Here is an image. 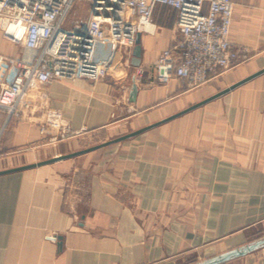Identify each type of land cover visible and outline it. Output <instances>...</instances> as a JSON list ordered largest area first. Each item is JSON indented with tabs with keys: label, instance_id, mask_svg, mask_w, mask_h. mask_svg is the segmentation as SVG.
Returning a JSON list of instances; mask_svg holds the SVG:
<instances>
[{
	"label": "crops",
	"instance_id": "crops-1",
	"mask_svg": "<svg viewBox=\"0 0 264 264\" xmlns=\"http://www.w3.org/2000/svg\"><path fill=\"white\" fill-rule=\"evenodd\" d=\"M233 2L230 39L248 60L194 89L159 83L154 61L179 32L176 10L156 4L138 65L119 56L101 80L43 87L32 119L57 108L69 135L50 139L28 110L0 109V171L71 152L79 133L159 121L214 94L219 76L226 87L263 68L264 0ZM0 53L32 55L1 31ZM133 137L0 173V264H192L264 236V72ZM262 256L261 247L222 263Z\"/></svg>",
	"mask_w": 264,
	"mask_h": 264
},
{
	"label": "built area",
	"instance_id": "built-area-1",
	"mask_svg": "<svg viewBox=\"0 0 264 264\" xmlns=\"http://www.w3.org/2000/svg\"><path fill=\"white\" fill-rule=\"evenodd\" d=\"M75 1L0 0L2 37L32 52L29 57L0 53V109L6 118L28 110V119L36 120L50 139L69 135L70 128L53 107L32 119L43 87L61 78L97 81L109 76L119 56L131 57L136 34L146 29L156 4L176 10L179 32L154 61L159 83L175 78L194 89L250 58L247 47L230 39L233 0H87V19L65 25ZM262 250L264 264V246Z\"/></svg>",
	"mask_w": 264,
	"mask_h": 264
},
{
	"label": "water",
	"instance_id": "water-1",
	"mask_svg": "<svg viewBox=\"0 0 264 264\" xmlns=\"http://www.w3.org/2000/svg\"><path fill=\"white\" fill-rule=\"evenodd\" d=\"M139 56H140V44H139V33L136 34V39H135V45L132 49V55H131V64L132 65H138L139 63ZM264 72V67L257 70L256 72H253L247 76H245L244 78H241L239 80H237L236 82L230 84L229 86H226L225 88H222L220 90H218L217 92H215L214 94L204 98L203 100L179 111V112H176L170 116H167L166 118H163L159 121H156V122H153L151 124H148L146 126H143V127H140L136 130H133V131H130V132H127L123 135H120L116 138H113L111 140H108V141H105V142H102V143H99V144H96V145H92V146H89V147H86V148H82V149H79V150H75V151H71V152H67V153H63V154H59L57 156H54V157H51V158H48V159H45V160H41V161H38V162H35V163H31V164H27V165H23V166H18V167H15V168H11V169H6V170H3V171H0V173L2 172H8V171H12V170H18V169H21V168H25V167H29V166H35V165H39V164H43V163H48V162H52L54 160H57V159H64V158H68V157H72V156H75V155H78V154H82V153H85V152H88V151H92L94 149H97V148H100V147H103L105 145H108L110 143H114V142H118L120 140H123V139H126V138H130V137H133L139 133H141L142 131L148 129V128H151L159 123H162L164 121H167L175 116H178L184 112H187L207 101H210L218 96H221L222 94L228 92L229 90L245 83L246 81L254 78L255 76L261 74ZM136 92H137V87H136V84L135 82L133 81L132 84H131V87H130V90H129V95H128V99L129 100H134L135 99V96H136ZM52 238L54 236H51ZM264 246V236L263 237H260L258 239H255L243 246H240V247H237V248H233V249H230V250H227V251H224V252H221L217 255H214L212 257H209V258H206V259H203V260H200V261H197L195 263H192V264H219V263H222L234 256H238V255H241V254H245L247 252H250L252 250H255V249H258V248H261Z\"/></svg>",
	"mask_w": 264,
	"mask_h": 264
},
{
	"label": "rangeland",
	"instance_id": "rangeland-1",
	"mask_svg": "<svg viewBox=\"0 0 264 264\" xmlns=\"http://www.w3.org/2000/svg\"><path fill=\"white\" fill-rule=\"evenodd\" d=\"M89 15V2L87 0H77L74 2L72 8L70 9L65 25L72 24L74 22H84ZM218 80L219 85L216 86L219 89L224 88V84H222V80L220 79V76L215 79ZM221 82V83H220ZM217 88L215 92L217 91ZM167 124L165 123L161 127L158 128H167ZM172 124V123H171ZM138 128H133L128 125V123H121V124H113L104 128L96 129L94 131L86 132V133H79L77 135L76 144H75V150H79L82 148H86L92 145H96L108 140H111L113 138H116L120 135H123L127 132L136 130ZM66 138V137H65ZM136 138V137H132ZM130 138V139H132ZM129 139V138H128Z\"/></svg>",
	"mask_w": 264,
	"mask_h": 264
}]
</instances>
